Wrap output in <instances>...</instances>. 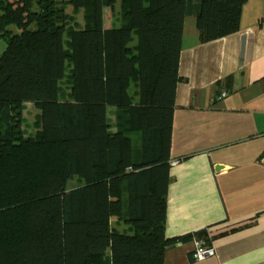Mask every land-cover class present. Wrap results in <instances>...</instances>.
<instances>
[{
	"label": "trees",
	"instance_id": "16d2710c",
	"mask_svg": "<svg viewBox=\"0 0 264 264\" xmlns=\"http://www.w3.org/2000/svg\"><path fill=\"white\" fill-rule=\"evenodd\" d=\"M117 1L69 0L86 22L48 27L39 0H0V264H165L177 243L212 245L219 223L166 235L183 32L193 16L201 42L233 34L247 0H119L107 27Z\"/></svg>",
	"mask_w": 264,
	"mask_h": 264
},
{
	"label": "crops",
	"instance_id": "0c3cea01",
	"mask_svg": "<svg viewBox=\"0 0 264 264\" xmlns=\"http://www.w3.org/2000/svg\"><path fill=\"white\" fill-rule=\"evenodd\" d=\"M179 72L166 235L219 224L213 256L194 260L192 240L168 248L165 264H264V0H247L240 29L207 42L188 17ZM230 76L222 97L216 83Z\"/></svg>",
	"mask_w": 264,
	"mask_h": 264
},
{
	"label": "rangeland",
	"instance_id": "374dc122",
	"mask_svg": "<svg viewBox=\"0 0 264 264\" xmlns=\"http://www.w3.org/2000/svg\"><path fill=\"white\" fill-rule=\"evenodd\" d=\"M38 1V0H37ZM40 2H37L35 4V9L42 14V19L45 21L46 25L49 27H52L54 25L60 22L64 19L62 15H66L67 22L71 25H83L86 22L85 17V9L77 8L75 9L72 4H69V0H39ZM63 10H60L62 9ZM75 10H77L75 12ZM57 15L60 17L57 19ZM104 17H105V26L111 27L115 25H120V1L118 0L116 5L113 7H105L104 9ZM14 30L19 31L17 27L14 25L12 26ZM35 28V27H33ZM0 47L5 48L6 47V41L3 39H0ZM67 83H64V86H66ZM25 110H24V129L27 133H33L36 128L34 126V123L36 122L39 110L34 106V104L30 102L25 103ZM116 107L109 106L108 108V115L111 121L114 124L115 128V117L113 110ZM77 176L73 177L71 180H69L68 183V189L73 188L72 185H75V182H77ZM116 218H113V224L114 226H117V223L115 221ZM126 226L122 223L119 224L118 230L121 232H124L126 230Z\"/></svg>",
	"mask_w": 264,
	"mask_h": 264
},
{
	"label": "built area",
	"instance_id": "2783aa9c",
	"mask_svg": "<svg viewBox=\"0 0 264 264\" xmlns=\"http://www.w3.org/2000/svg\"><path fill=\"white\" fill-rule=\"evenodd\" d=\"M227 92H222L221 96H225ZM178 162V161H176ZM195 248L192 251V258L194 260H203L215 254V248L213 245H206L201 240H194Z\"/></svg>",
	"mask_w": 264,
	"mask_h": 264
},
{
	"label": "water",
	"instance_id": "95a60500",
	"mask_svg": "<svg viewBox=\"0 0 264 264\" xmlns=\"http://www.w3.org/2000/svg\"><path fill=\"white\" fill-rule=\"evenodd\" d=\"M217 168H219V166Z\"/></svg>",
	"mask_w": 264,
	"mask_h": 264
}]
</instances>
